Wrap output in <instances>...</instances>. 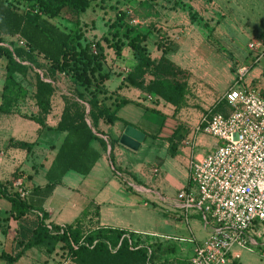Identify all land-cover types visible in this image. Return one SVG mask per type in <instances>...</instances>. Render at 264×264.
<instances>
[{
  "label": "crops",
  "instance_id": "crops-1",
  "mask_svg": "<svg viewBox=\"0 0 264 264\" xmlns=\"http://www.w3.org/2000/svg\"><path fill=\"white\" fill-rule=\"evenodd\" d=\"M95 3L97 8L91 7V12L102 8L115 13L130 9L139 20L135 27L148 35L146 45L152 59L161 56L159 45L168 48L165 57L188 73L185 105L175 109L163 101L154 102L141 89L126 85L124 76L137 62L132 51L129 48L124 51L123 46L121 55L116 56L103 48L105 67L111 73L104 82L105 89L113 99L128 101L117 111V121L111 124L100 118L92 128L96 136L107 142L113 140V145L102 149L94 142L99 156L87 174L70 170L43 200L33 194L34 189L49 184L47 172L66 136L65 131L54 129L61 120L64 99L70 97L73 86L60 75L58 81L68 80L71 91L60 88L58 81L54 83L49 110L43 118L46 128L23 115L13 114L14 110L0 114V183L7 192L23 189L24 198L34 204L41 199V210L47 214L44 222L48 225H74L79 221L82 226L88 225L89 230L97 227L124 230L142 239L149 238L150 242L168 245L175 249L177 259L182 256L189 261L195 246L207 238L210 229L202 225L197 213L184 219L176 195L191 186L189 161L212 152L219 143L195 128L203 115L224 101L221 95L234 82L239 66L248 67L242 84L263 90L259 82L262 72L255 62L262 55L259 51L264 53V30L258 34L250 14H264V0H96ZM188 9L194 13L195 20L190 19ZM91 12L87 15L90 21L94 20ZM87 19H80L81 25ZM63 24L70 28L68 22ZM96 40L103 45L99 37ZM216 40L224 41V50ZM243 40L250 59L235 47ZM251 43L256 47L251 49ZM4 74V62H1L0 93ZM32 103L31 116H38L39 109ZM86 122L90 124L87 118ZM126 126L144 134L137 150L119 144ZM179 126L181 129L174 134ZM14 142H25L32 148L29 151L15 148ZM84 211L87 214L82 216ZM39 217L36 209L15 217L11 203L0 192V264H75L62 256L59 247L50 254L44 247H31L13 262L5 259V256L14 257L20 250L17 242L29 239ZM237 250L233 248V252ZM253 260L243 249L237 260L226 264H253Z\"/></svg>",
  "mask_w": 264,
  "mask_h": 264
},
{
  "label": "trees",
  "instance_id": "trees-1",
  "mask_svg": "<svg viewBox=\"0 0 264 264\" xmlns=\"http://www.w3.org/2000/svg\"><path fill=\"white\" fill-rule=\"evenodd\" d=\"M95 2L0 0V65L3 60L5 72L0 93V114L11 113L30 94L39 113L38 116H23L46 128L43 118L49 110L54 83L63 75L73 86V93L71 91L70 97L64 99L61 120L54 129L65 131L66 136L47 172L49 184L43 189L33 190V194L42 200L52 192L66 172L71 170L82 175L89 172L99 156L94 142L102 149L113 145V140L107 142L96 136L92 128L96 127L100 118L111 124L117 121V111L128 102L124 98L113 99L106 91L104 82L111 73L105 67L103 45L100 41H86L81 31L80 14L96 5ZM188 14L192 21L195 20L190 9ZM123 16L124 13L118 11L116 19L108 26L111 37H102V41L113 49L116 56H120L122 47L127 46L137 60L123 81L152 96L154 102L163 101L175 109L184 106L188 93L187 71L176 67L165 57L168 48L164 45L158 46L161 56L152 59L146 45L148 35L125 23ZM54 19L65 20L70 23V28L58 26L52 22ZM5 37L21 39L25 47L10 45V49L9 45L3 44ZM28 74L33 79L31 93L16 78L18 75L23 79ZM45 78L51 81L47 82ZM83 104L88 106L87 113ZM228 110L226 102L221 101L212 112L226 115ZM179 129L180 126L173 133L176 134ZM12 146L26 151L32 148L25 142H14ZM0 192L11 203V213L15 217H21L33 209L40 213L39 222L29 239L17 242L20 250L14 257L5 256L9 262L15 261L31 247H44L49 254L59 247L62 256L75 264H167L165 256L172 253L173 249L168 245L159 241L149 242L148 238L145 241L120 229L97 227L85 231L79 221L74 225H48L44 222L47 214L41 210V199L38 204H34L31 199L21 198L17 192H7L2 183ZM86 214L87 211H84L82 216Z\"/></svg>",
  "mask_w": 264,
  "mask_h": 264
},
{
  "label": "built area",
  "instance_id": "built-area-1",
  "mask_svg": "<svg viewBox=\"0 0 264 264\" xmlns=\"http://www.w3.org/2000/svg\"><path fill=\"white\" fill-rule=\"evenodd\" d=\"M123 13L129 25H139L130 9ZM16 41L25 47L23 40ZM249 47L255 48V43ZM247 73L248 67L239 66L223 95L228 113L209 112L195 128L219 143L212 152L189 161L191 186L176 195L184 219L197 213L210 229L187 264H226L237 260L240 250L258 244L257 238L264 244V231L255 229L264 227V93L242 84ZM17 192L21 198L26 195L23 189Z\"/></svg>",
  "mask_w": 264,
  "mask_h": 264
},
{
  "label": "rangeland",
  "instance_id": "rangeland-1",
  "mask_svg": "<svg viewBox=\"0 0 264 264\" xmlns=\"http://www.w3.org/2000/svg\"><path fill=\"white\" fill-rule=\"evenodd\" d=\"M96 6L97 5H93L92 6V10L96 9L97 8ZM120 7H122V5ZM127 9L128 8H123V11H125ZM123 11H121V12L123 13ZM89 12H91L90 8L80 14V19L82 21H86L87 15H90ZM91 13H92L91 15L93 16L94 20L90 21V19H87V23L86 24L84 23V24L81 25V31L85 35L84 39L86 41L95 42L96 37H99V40H101V42L103 43V48L108 49V53L111 54V55H114L113 49L108 47L104 43V41H102V37H104V36L108 37V38L111 37V33L109 31V27H108L109 25L108 24L116 19L115 10H110L109 8L104 10L102 8V9H97V10L91 12ZM250 17L253 18L254 21H255L254 22L255 30L258 32V34H261V32H263V30H264V14H258L257 15L256 13H254V14H250ZM141 18H144V17L141 15ZM54 21L57 22L62 28H64V27L67 28L68 27V26H65L63 24V23H65V20L56 19ZM123 21L125 23H128V18L123 16ZM104 23H106V24H104ZM137 28L139 29L140 27H137ZM252 39L254 41H256V40L259 41V39H257V37H253ZM252 39H250V40H252ZM223 42L224 41H222V40H219V41L216 40V43L218 44V46H220L221 49L223 48V45H222ZM3 44L4 45H9L10 49L12 48L13 45L14 46L15 45L19 46V44L16 41L15 37H5L4 41H3ZM245 44H247L245 40H243L241 42L239 41V43H236L235 47L239 50V52L241 54L246 56L247 59H250V58H248L249 54L247 52V47H246ZM10 45H12V46H10ZM263 48H264V46L262 47V49ZM223 50H224V48H223ZM124 51H128V47L127 46H124ZM259 52L262 55H260L258 60L255 62V66H257L258 68L261 69L262 77L259 79V82L263 86V90H261V89H259V90H260V92L264 93V53H262V50H260ZM244 56H243V58H244ZM251 58H253V56ZM247 59H245V60H247ZM2 62H3V60H2ZM245 65L249 66V65H251V63H246ZM29 75L30 74H28V76L26 78H23V79L20 76L17 75L16 78L18 80H21L22 85H24L28 89L29 93H31L32 89H33V87H32L33 86L32 85L33 84V79ZM45 80H47V79L45 78ZM57 81H58V79H57ZM58 84H59L60 88L67 89V90L71 91L70 83H69L68 80L59 79ZM255 84H257V83L255 82ZM229 86L231 87V85H228L225 88V90H224L223 94L221 95V97L227 91ZM72 93H73V91H72ZM32 102H33V100L31 99L30 94H29L23 101H20L16 105V107L14 108V113L13 114H17L18 116L24 115L25 117H27L28 114L31 115L32 114V107H33V103ZM83 106H84L85 109L88 108V106L86 104H83ZM87 120L89 121L88 118H87ZM87 227H88V225H86V224L83 225V228H84L85 231L88 230ZM259 230L260 231H264V227L260 228ZM146 240L147 239H145V241ZM147 241L150 242L149 238H148ZM257 243L258 244H256V245H249V247H247L246 250H247V253L251 254L252 257L254 258V260L252 262L253 264H264V244H261L262 243V239L261 238H257ZM172 249H173L172 253H170V254L165 256L167 264H187L188 263V261L186 260L187 258L184 259V257H182V256H179V258L177 259L176 258L177 256L175 257V253H173V252H175L174 251L175 249L174 248H172ZM242 264H243V262H242Z\"/></svg>",
  "mask_w": 264,
  "mask_h": 264
},
{
  "label": "water",
  "instance_id": "water-1",
  "mask_svg": "<svg viewBox=\"0 0 264 264\" xmlns=\"http://www.w3.org/2000/svg\"><path fill=\"white\" fill-rule=\"evenodd\" d=\"M144 134L132 126H126L122 135L119 137V144L131 149L137 150Z\"/></svg>",
  "mask_w": 264,
  "mask_h": 264
}]
</instances>
